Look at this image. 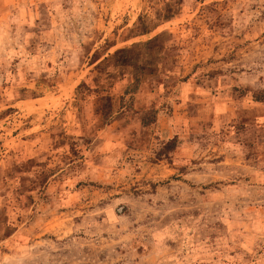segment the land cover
Returning a JSON list of instances; mask_svg holds the SVG:
<instances>
[{"label":"rangeland","instance_id":"1","mask_svg":"<svg viewBox=\"0 0 264 264\" xmlns=\"http://www.w3.org/2000/svg\"><path fill=\"white\" fill-rule=\"evenodd\" d=\"M176 1L123 40L170 6L0 0V264H264V0ZM160 32L129 57L155 76L111 65V116L77 112L96 63Z\"/></svg>","mask_w":264,"mask_h":264},{"label":"trees","instance_id":"2","mask_svg":"<svg viewBox=\"0 0 264 264\" xmlns=\"http://www.w3.org/2000/svg\"><path fill=\"white\" fill-rule=\"evenodd\" d=\"M165 6H170L169 9H165L163 12L156 10L154 14V18H145L139 15L134 22L133 26L128 29V33L123 36V40H126L130 37L144 34L149 32L152 28H154L157 24L162 21H167L177 15H179V10L181 7L178 6L177 1L170 4L168 0H162ZM164 32H160L147 41L141 44H132L129 47L116 49L112 54L108 55L103 59V62L96 63L84 76V78L80 81L77 86L78 90V101L77 103V112L80 109V106H88L89 111L92 115V118L96 117V120L105 121L108 117L111 116L113 105H112V95L115 93L120 87L124 86V84L128 83L127 79L130 78V75L122 70H126V66L132 68L129 71H132L134 74L135 71L143 72L142 75L135 77V90H138L135 86H140L142 84V78L146 75L155 76L157 71V67H151L148 65H144L138 61H131L129 57L135 56V49L138 47H143L148 50L151 49H159L163 47L161 45V39L164 37ZM97 57L94 59L96 60ZM121 65V68H124L120 71V69H109V66L113 65ZM120 67V66H119ZM145 72V73H144ZM252 97L255 101L264 103V93L263 92H255L252 94ZM122 100V97L120 98ZM122 102V101H121ZM119 103V109L124 105ZM126 107L122 109L118 116H120L124 111H126ZM148 113H142L141 123L143 126L148 125L149 122L154 121L156 109L149 108L147 110ZM94 124H98L97 121ZM36 135L29 136L27 139H33ZM174 138L169 139L164 144L167 145V149H173L175 144ZM37 151H41V147L38 146ZM55 169L44 170V175L42 180H47L50 176L55 173ZM92 184V183H90ZM2 238H0L1 240Z\"/></svg>","mask_w":264,"mask_h":264}]
</instances>
